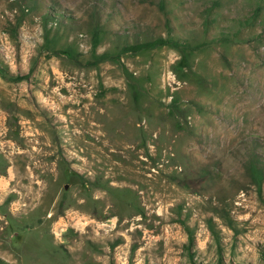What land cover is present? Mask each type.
<instances>
[{
    "label": "rangeland",
    "instance_id": "1",
    "mask_svg": "<svg viewBox=\"0 0 264 264\" xmlns=\"http://www.w3.org/2000/svg\"><path fill=\"white\" fill-rule=\"evenodd\" d=\"M0 264H264V0H0Z\"/></svg>",
    "mask_w": 264,
    "mask_h": 264
},
{
    "label": "trees",
    "instance_id": "2",
    "mask_svg": "<svg viewBox=\"0 0 264 264\" xmlns=\"http://www.w3.org/2000/svg\"><path fill=\"white\" fill-rule=\"evenodd\" d=\"M223 38H225V37H223ZM163 42L164 41H162V39H156L154 41L142 42V43H139L137 45L131 46L130 49L133 48L132 50H139L142 48H151V47H155L157 45H160ZM251 174L255 175V176L262 175V170L258 167L257 164H253L251 167Z\"/></svg>",
    "mask_w": 264,
    "mask_h": 264
},
{
    "label": "bare ground",
    "instance_id": "3",
    "mask_svg": "<svg viewBox=\"0 0 264 264\" xmlns=\"http://www.w3.org/2000/svg\"><path fill=\"white\" fill-rule=\"evenodd\" d=\"M79 86V85H78ZM80 87V86H79ZM78 88V87H77ZM80 90V89H79ZM78 96V95H77ZM86 98V97H85ZM93 106V105H92ZM80 115V114H79ZM89 120V119H88ZM93 126V125H92ZM35 198H37L36 196H34ZM31 200V199H30Z\"/></svg>",
    "mask_w": 264,
    "mask_h": 264
},
{
    "label": "water",
    "instance_id": "4",
    "mask_svg": "<svg viewBox=\"0 0 264 264\" xmlns=\"http://www.w3.org/2000/svg\"><path fill=\"white\" fill-rule=\"evenodd\" d=\"M66 187V186H65Z\"/></svg>",
    "mask_w": 264,
    "mask_h": 264
}]
</instances>
